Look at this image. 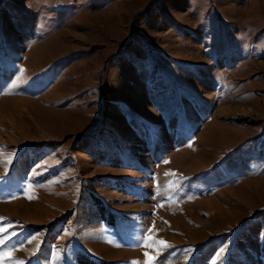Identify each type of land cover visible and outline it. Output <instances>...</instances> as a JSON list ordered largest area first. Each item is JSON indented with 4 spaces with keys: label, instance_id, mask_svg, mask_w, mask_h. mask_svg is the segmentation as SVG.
Listing matches in <instances>:
<instances>
[{
    "label": "rangeland",
    "instance_id": "374dc122",
    "mask_svg": "<svg viewBox=\"0 0 264 264\" xmlns=\"http://www.w3.org/2000/svg\"><path fill=\"white\" fill-rule=\"evenodd\" d=\"M0 148V264H264V0H0Z\"/></svg>",
    "mask_w": 264,
    "mask_h": 264
},
{
    "label": "snow or ice",
    "instance_id": "6c2138e0",
    "mask_svg": "<svg viewBox=\"0 0 264 264\" xmlns=\"http://www.w3.org/2000/svg\"><path fill=\"white\" fill-rule=\"evenodd\" d=\"M3 152H4V150H3L2 148H0V155H2ZM14 156H15V153L13 152V153H11V155L5 157V159H6V161H7L8 163H11L12 157H14ZM166 175H170V174H167V173H166ZM30 187H31V185H29V188H30ZM29 198H31V197H29ZM0 219H2V218H0ZM2 231H6V229H4V230H2ZM29 242L31 243V240H30ZM3 243H4V241L0 240V244H3ZM160 243H161L162 245H164L165 247H171V246L168 245L167 242H165V241H160ZM141 244H142L143 246H150V245L145 244L144 241H143V239L141 240ZM226 248H227V244L221 246V247L219 248V250H218V255L222 256V255L224 254V252L226 251ZM186 251H187V252H193L194 250H193V249H187ZM3 255H4L3 253H0V259L3 258ZM145 255H148V254L145 253ZM65 259H66V258H65ZM14 264H24V262H23V261H15ZM137 264H138V262H137Z\"/></svg>",
    "mask_w": 264,
    "mask_h": 264
}]
</instances>
